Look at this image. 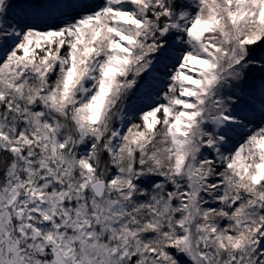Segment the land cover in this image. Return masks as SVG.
Here are the masks:
<instances>
[{
    "label": "snow or ice",
    "instance_id": "6c2138e0",
    "mask_svg": "<svg viewBox=\"0 0 264 264\" xmlns=\"http://www.w3.org/2000/svg\"><path fill=\"white\" fill-rule=\"evenodd\" d=\"M0 264H264V0H0Z\"/></svg>",
    "mask_w": 264,
    "mask_h": 264
}]
</instances>
